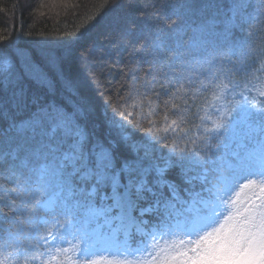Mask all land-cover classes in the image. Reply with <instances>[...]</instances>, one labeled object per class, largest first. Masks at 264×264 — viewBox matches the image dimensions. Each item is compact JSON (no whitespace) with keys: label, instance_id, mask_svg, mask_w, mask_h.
<instances>
[{"label":"snow or ice","instance_id":"obj_1","mask_svg":"<svg viewBox=\"0 0 264 264\" xmlns=\"http://www.w3.org/2000/svg\"><path fill=\"white\" fill-rule=\"evenodd\" d=\"M244 8L242 0H233L228 25L242 21ZM168 27L178 35L179 25ZM198 31L200 38L188 44L178 39L171 47L154 46L149 54L156 70L149 71L144 90L106 102L107 135L90 127L87 101L70 110L39 105L0 132V189L17 194L19 204L13 198L10 211L26 214L31 230L26 245L4 240L0 252L8 256L0 264H73L76 253L87 257L100 247L116 257L107 264H264V62L249 72L242 54L238 67H225L203 39L210 26ZM2 53L0 80L11 87L15 57ZM24 63L41 86H49L30 58ZM62 78L66 89L77 90L74 79ZM162 96L167 99L158 123L156 100ZM12 102L20 107L15 91L7 104L0 99V113ZM193 106L201 121L195 135L186 128ZM231 113L250 123L256 147L226 164L212 142L225 121L230 126ZM211 115L216 120L209 128ZM140 132L143 143L131 144ZM158 145L168 148L167 159L155 155ZM118 146L135 154H118ZM177 164L187 166L183 189L166 179ZM237 187L251 195L233 197Z\"/></svg>","mask_w":264,"mask_h":264},{"label":"trees","instance_id":"obj_2","mask_svg":"<svg viewBox=\"0 0 264 264\" xmlns=\"http://www.w3.org/2000/svg\"><path fill=\"white\" fill-rule=\"evenodd\" d=\"M242 2L245 5L243 19L232 27L227 21L233 0H0V50L6 58L15 57L10 75L12 86L9 87L6 80H0V99L7 104L14 91L21 98L19 108L12 102L0 113V132L6 130L13 119H27L39 105L55 104L70 110L77 102L87 101L92 106L90 127L107 135L102 127L106 102H123L130 93L144 90V82L150 78L149 71L156 70L149 54L154 46L164 44L171 47L178 39L188 44L194 36L200 38L198 29L205 24L210 26V31L203 39L209 51L218 56L225 67H238L241 55L247 54L244 60L247 70L258 69L264 62V0ZM168 25H179L178 35ZM49 56L56 57L58 63L50 64ZM26 57L34 65V73L44 76L49 86H41L26 71ZM62 77L74 79L77 90L66 89ZM235 78L242 80L243 76L237 74ZM155 91L161 90L157 88ZM249 95L254 96L255 92ZM151 98L156 99L155 92ZM164 99L167 97L156 100L160 117L154 119L158 123L163 115ZM260 99L264 100V97ZM176 103L182 105L183 101L177 100ZM188 103L193 104V101ZM195 104L199 106L200 101ZM197 106L191 107L186 125L193 135L197 131L196 125L201 123ZM129 110L134 115L140 111ZM230 115L233 120L230 126L225 121L224 128L220 129L222 135L209 133L218 135L212 147L219 146V155L226 164L231 163L237 153L244 154L256 147L250 123L242 117L235 118V113ZM213 120H216L215 115L206 122L209 128L214 126ZM143 135V132L138 133L131 144H142L140 137ZM117 153L135 154L127 146H118ZM155 155L167 159L168 148L158 145ZM186 167L177 164L170 168L166 179L181 189L185 188ZM12 187L5 185L7 189ZM13 198L19 204L15 192L6 194L0 189V247L9 237L22 245L30 242L27 239L31 231L26 223L27 215L10 211ZM7 256V252H0V259ZM77 256L76 253L71 257L73 264H93L94 261L104 264L116 258L103 247L94 249L87 257Z\"/></svg>","mask_w":264,"mask_h":264},{"label":"rangeland","instance_id":"obj_3","mask_svg":"<svg viewBox=\"0 0 264 264\" xmlns=\"http://www.w3.org/2000/svg\"><path fill=\"white\" fill-rule=\"evenodd\" d=\"M243 3H244V2H243ZM231 16H232V11H231L230 17H231ZM86 72H87V71H86ZM237 193H239L241 200H244L247 196L251 195V190H245L244 192H240L239 187H237L236 191H234V192L232 193V196L235 197V196L237 195ZM77 255H78V256H77L78 258L83 257V255L80 254V253H77ZM104 264H107V263H104Z\"/></svg>","mask_w":264,"mask_h":264}]
</instances>
